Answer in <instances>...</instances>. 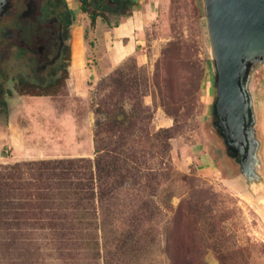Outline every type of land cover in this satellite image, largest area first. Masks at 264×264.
<instances>
[{
	"label": "rangeland",
	"instance_id": "obj_1",
	"mask_svg": "<svg viewBox=\"0 0 264 264\" xmlns=\"http://www.w3.org/2000/svg\"><path fill=\"white\" fill-rule=\"evenodd\" d=\"M146 2L154 10V19L143 31L138 49L142 61L133 55L113 70L121 68L123 77H136L138 94H145L138 99L147 109L148 130L168 128L173 136L168 142L169 174L154 196L162 213L155 218L154 244L137 264H167L164 228L176 226L175 221L168 223L182 201L196 203L198 213L196 223L186 220L172 230L171 249L187 256L179 264H264V58L247 60L243 80L252 143L250 172H246L238 147L232 141L227 143L218 127L214 109L216 73L205 1L136 0L134 6L141 7ZM67 3L71 24H89L87 13L80 11L84 5L81 0ZM84 7L93 11L91 5ZM132 8H124L123 14L99 10L95 20L114 25ZM77 9L80 15L77 12L76 19ZM92 26L87 27L86 37ZM68 29L63 27L64 37ZM67 57L65 49L56 81L38 90L21 87L12 91L6 105L0 108V166L63 158L92 159L95 124L106 118L125 123L132 114L126 104L110 117L96 111V104L106 93L97 90V85L105 77L90 83L85 99L71 97L63 79ZM142 77L147 81L144 89ZM32 94H48L49 99L35 104L19 102L18 95ZM89 133L91 146L87 141ZM0 228V264H61L52 251L38 247L40 250L28 253L18 242L12 244L4 226ZM11 233L21 238L28 231L17 229ZM33 238L38 239V232ZM214 250L225 257L219 260ZM197 252L202 253L200 260Z\"/></svg>",
	"mask_w": 264,
	"mask_h": 264
},
{
	"label": "trees",
	"instance_id": "obj_2",
	"mask_svg": "<svg viewBox=\"0 0 264 264\" xmlns=\"http://www.w3.org/2000/svg\"><path fill=\"white\" fill-rule=\"evenodd\" d=\"M81 2L86 5L85 0ZM84 5L80 10L93 25L100 14L88 12ZM121 72V68L113 70L97 85V90L106 93L96 111L110 117L126 104L132 114L125 123L106 118L95 124L92 159L0 166V225L12 244L18 242L28 253L39 248L52 251L61 264H137L154 244L155 218L161 213L154 196L169 174L168 142L173 132L148 130L147 109L138 99L144 91L138 94L136 77H123ZM146 83L142 77L143 89ZM197 213L196 203L183 201L173 211L168 224L175 221L176 226L164 228L167 264L187 259L171 249L172 230L186 220L196 223ZM17 229H26L28 234L20 238L11 233ZM35 232L38 239L33 238ZM214 253L219 260L225 257ZM201 256L197 252L199 260Z\"/></svg>",
	"mask_w": 264,
	"mask_h": 264
},
{
	"label": "flooded vegetation",
	"instance_id": "obj_3",
	"mask_svg": "<svg viewBox=\"0 0 264 264\" xmlns=\"http://www.w3.org/2000/svg\"><path fill=\"white\" fill-rule=\"evenodd\" d=\"M68 0H0V108L12 91L56 81L72 19ZM136 0H85L92 10L122 13ZM121 11V12H120ZM125 12V11H124ZM99 13V12H98Z\"/></svg>",
	"mask_w": 264,
	"mask_h": 264
},
{
	"label": "water",
	"instance_id": "obj_4",
	"mask_svg": "<svg viewBox=\"0 0 264 264\" xmlns=\"http://www.w3.org/2000/svg\"><path fill=\"white\" fill-rule=\"evenodd\" d=\"M216 73L215 113L223 138L233 142L250 172L249 106L243 87L248 59L264 58V0H204Z\"/></svg>",
	"mask_w": 264,
	"mask_h": 264
},
{
	"label": "crops",
	"instance_id": "obj_5",
	"mask_svg": "<svg viewBox=\"0 0 264 264\" xmlns=\"http://www.w3.org/2000/svg\"><path fill=\"white\" fill-rule=\"evenodd\" d=\"M150 6V2L144 3L141 7L134 6L128 15L114 25L100 24V21L94 20L88 37L85 34L90 25L89 18V24L84 22L85 26L78 24L77 21L69 24L67 41L69 55L65 85L71 97L85 99L90 83L93 85L100 78L106 77L128 57L135 55L138 61H142L138 49L142 42L143 31L154 19V10H151ZM80 11L77 9L75 12L76 19L79 17L76 13L80 15ZM18 97L21 103L34 104L49 99V95H18ZM87 141L91 146L90 133Z\"/></svg>",
	"mask_w": 264,
	"mask_h": 264
}]
</instances>
